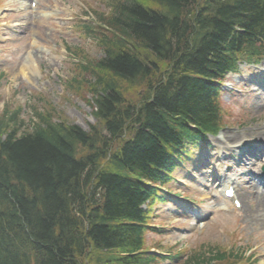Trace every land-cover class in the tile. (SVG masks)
<instances>
[{
    "label": "trees",
    "instance_id": "trees-1",
    "mask_svg": "<svg viewBox=\"0 0 264 264\" xmlns=\"http://www.w3.org/2000/svg\"><path fill=\"white\" fill-rule=\"evenodd\" d=\"M112 22L139 47L105 48L89 132L41 117L19 134L0 118V264H152L144 183L165 179L196 128L217 126L214 82L264 41V0H126ZM120 81L146 82L147 97L128 103Z\"/></svg>",
    "mask_w": 264,
    "mask_h": 264
},
{
    "label": "rangeland",
    "instance_id": "rangeland-1",
    "mask_svg": "<svg viewBox=\"0 0 264 264\" xmlns=\"http://www.w3.org/2000/svg\"><path fill=\"white\" fill-rule=\"evenodd\" d=\"M106 1L108 0H41L43 6L49 7L50 4L53 9L64 12L66 16H72L74 12L82 16L92 8L98 11L105 10ZM12 2L18 1L1 0L0 2V6L4 7V11L0 14L2 18L0 19V116L3 113L7 114V112L17 110V119L21 121L19 133L28 132L33 127V123L39 121L38 113L54 118V120L64 119L68 123H76L84 127L83 129L90 130L91 124L96 123L92 114V85L96 80V72L81 71L80 66L75 65V62L81 59L78 52L82 53L85 61L90 63L96 61L103 55L101 43L98 44L87 35H82L81 38L76 34L62 37L63 33L55 30L56 27L62 25V22L46 23L37 17L38 11L33 12V17L24 12L16 13L19 11L17 8L7 10L4 5ZM56 3L59 4L58 7ZM25 4L27 5L26 2ZM90 15L93 16V14ZM17 27L21 28L16 32ZM100 33L101 31L95 39H98ZM31 35L36 37V41L30 39ZM44 42L49 44L52 54H44L39 50V45ZM53 50H57L55 51L57 53L53 54ZM57 54L61 58L58 59ZM31 57L36 58V62H33L34 71L25 70L30 78L24 81L20 70ZM152 60L159 69L167 66L165 61L156 58ZM241 68H244L245 73L249 66L242 64ZM38 69L41 70L42 75ZM248 77L250 76L246 74L244 78L237 75H230L226 78L224 88L227 89L230 86L231 92L229 96L224 93L222 98L226 107L229 109L228 105H231L232 109L230 108L231 112L225 113L224 118L227 119L228 125L221 131V134L225 131L241 129L238 123H252L253 117H258L252 106L256 96L249 97L250 87L247 85L248 81L245 80ZM119 84L128 103H139L140 97L145 94L146 82L144 81L133 83L120 81ZM236 88H239L240 93L235 91ZM124 139L126 138L121 137L118 141L123 142ZM215 140L216 138L212 139L213 143ZM211 154L209 151H203L198 153L197 159H210ZM256 162L248 164L254 171L259 170L260 164H255ZM197 167L200 170L209 169L210 164L206 162L202 167L198 163ZM174 174H177L179 181H184L190 186H183L176 181L175 184L171 183V189L173 188V191L177 193L182 191L184 195L195 201L188 205L198 211H203L199 227L206 225V230L203 234L188 230L187 228L192 224L189 219H186L184 213L170 208L168 204L153 201L149 220L151 228L145 236V250L177 254L181 247L183 253L181 261L185 255L201 253L206 248L212 249L213 245L220 249L242 245L250 249L248 252L250 258L242 261L241 264H263L262 248L256 250L250 246H256V235H246L237 227L238 210L231 209L226 213L221 212L216 198L212 196L213 189L203 191L206 183L202 179L199 181L194 179L190 182L186 178L192 179L184 170L176 171ZM194 188H199V193H194ZM153 227L158 228L153 230ZM178 262V260L168 258L162 260L160 264H178Z\"/></svg>",
    "mask_w": 264,
    "mask_h": 264
},
{
    "label": "bare ground",
    "instance_id": "bare-ground-1",
    "mask_svg": "<svg viewBox=\"0 0 264 264\" xmlns=\"http://www.w3.org/2000/svg\"><path fill=\"white\" fill-rule=\"evenodd\" d=\"M21 68V71H25L26 69L29 70L33 68V66L32 64H29L22 66ZM260 84V87L264 90V78H262ZM251 97H254L253 93L251 94ZM252 106L258 117H253V122L248 124L244 131L226 132L217 137L219 147L225 148L231 154L237 153L238 160L241 161H244L243 159L247 157L264 155V144H248L246 142L251 138L258 141H264V93L262 97L261 95H258L253 100ZM240 141H242L241 144L236 145ZM229 171L234 174L236 171L235 167L230 166ZM243 177L245 176L237 178L239 179V182L237 184L236 195L244 201L241 210L243 221L240 223V225L244 226L239 228L245 232L249 226H255V231L257 232L255 235L260 237L256 243V250L262 247L263 252L261 253V258L264 264V178L261 179V187H259L253 183L249 176H247L246 179H243Z\"/></svg>",
    "mask_w": 264,
    "mask_h": 264
}]
</instances>
